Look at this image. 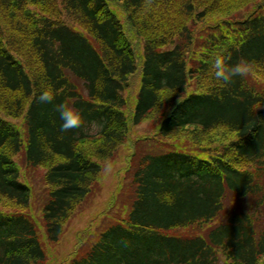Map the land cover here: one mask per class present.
<instances>
[{"label": "trees", "instance_id": "trees-1", "mask_svg": "<svg viewBox=\"0 0 264 264\" xmlns=\"http://www.w3.org/2000/svg\"><path fill=\"white\" fill-rule=\"evenodd\" d=\"M217 55L260 74L221 88ZM48 85L103 127L62 133L54 104L38 102ZM151 119L142 139L168 148L129 161L127 216L91 225L62 264H264V0H0V199L29 208L14 162L24 151L47 171L50 243L97 183L96 159ZM41 236L28 213L0 211V264H44Z\"/></svg>", "mask_w": 264, "mask_h": 264}, {"label": "rangeland", "instance_id": "rangeland-1", "mask_svg": "<svg viewBox=\"0 0 264 264\" xmlns=\"http://www.w3.org/2000/svg\"><path fill=\"white\" fill-rule=\"evenodd\" d=\"M252 9H254V7L251 4L239 12H231L228 16H230V18L242 19L245 18ZM203 25L204 24L198 25L197 29H200ZM137 86L136 84L135 89L138 88ZM136 92L137 90H134L135 94ZM8 120L14 124L23 126V121L20 119ZM157 123V121L151 119L133 128L125 143L120 145L108 159H96L102 168L97 183H95L89 196L78 206L68 220L63 228L62 237L56 244L50 243L47 238H45V229L42 223L43 208L48 201L49 194V189L45 180L47 171L42 167H31L26 160L24 151L14 157V162L20 171V180L31 189L30 206L26 210L11 209L8 206L6 207L3 200L0 199V211L12 213L16 210H20L32 216L38 224L42 235L41 238L43 239L44 249L47 255V261L44 264H62L64 258L75 251V247L80 239L87 240L82 249L89 245L91 237L87 230L91 228V225H93V227L90 230H103L116 220H120L124 218V216H127L126 212L129 209L128 206L133 196L131 192L133 187L131 180L134 174L133 170L128 172L127 165H129V161L133 159L131 163L135 165L143 155L149 152H164V150L168 148V144L161 146L153 140L149 141L142 139L144 136H151L155 132ZM121 184L122 189L120 188ZM119 188L120 190L118 194H116V202L114 206L109 208L108 205L111 197ZM232 198V195H230L231 202L235 200Z\"/></svg>", "mask_w": 264, "mask_h": 264}, {"label": "clouds", "instance_id": "clouds-1", "mask_svg": "<svg viewBox=\"0 0 264 264\" xmlns=\"http://www.w3.org/2000/svg\"><path fill=\"white\" fill-rule=\"evenodd\" d=\"M154 2L155 0H144L146 7H152ZM229 60L230 57L217 55L211 63L213 78L221 88L230 86L237 77L249 78L256 77L260 74V66L255 60L241 59L234 64L229 63ZM59 94L58 90H53L52 85H48L38 96V102L41 104H54V110L59 114V118L62 121L60 125V131L62 133L82 128L86 131L95 132L103 127L100 122L95 120L86 124L81 110L69 106L67 102L54 103ZM184 100L185 96L181 95L177 102L182 104Z\"/></svg>", "mask_w": 264, "mask_h": 264}]
</instances>
